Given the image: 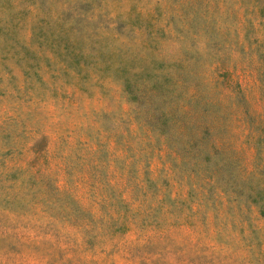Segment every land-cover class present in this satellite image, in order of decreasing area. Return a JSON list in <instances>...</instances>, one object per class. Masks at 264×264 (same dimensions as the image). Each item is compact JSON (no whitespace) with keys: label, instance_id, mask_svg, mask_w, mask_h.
<instances>
[{"label":"rangeland","instance_id":"374dc122","mask_svg":"<svg viewBox=\"0 0 264 264\" xmlns=\"http://www.w3.org/2000/svg\"><path fill=\"white\" fill-rule=\"evenodd\" d=\"M46 22L88 68L36 41ZM0 25V264H264L241 201L264 185V0H0ZM93 44L146 67L142 95ZM161 72L167 137L145 121Z\"/></svg>","mask_w":264,"mask_h":264},{"label":"trees","instance_id":"16d2710c","mask_svg":"<svg viewBox=\"0 0 264 264\" xmlns=\"http://www.w3.org/2000/svg\"><path fill=\"white\" fill-rule=\"evenodd\" d=\"M80 18L76 17L74 19L72 17V23L76 24V20L79 21ZM46 28H43L42 26H38V29L34 31V33L37 35L35 36V39L40 44L46 39L49 40L51 45L58 49L60 58L64 60L66 64L71 63H77L73 67H76L78 69V72H80L81 64L84 65V68H88L87 64L91 60V52L84 50L80 43H72L73 40L70 39V36L68 35V28H70L72 25L64 24L59 29H55L53 25L46 22ZM2 26L0 25V30ZM94 42H107V36H100L98 38H95L93 40ZM19 47L22 48L23 51L27 52L26 47L23 44H19ZM93 56L96 59H99L103 64H106V67H110V73H112L114 76H117L122 84V88L130 98L136 97L137 93L139 95L141 94L142 88L140 86L136 87L135 90V84L131 81L133 76H139L144 77L149 74L148 70L145 66H141L140 68L136 69L135 71H131L129 68V62L127 57H118L116 58V62L110 66V63H112L110 53L106 49V45L101 44H93ZM107 51V52H105ZM88 52V53H86ZM105 52V53H104ZM119 55V50L116 53ZM77 71V70H76ZM86 74V73H85ZM85 74H82L84 76ZM153 77L150 80H147L146 86L150 89L149 95L152 100L151 109L149 110V116H146L145 121L150 126L151 129H154L162 134H165V136H168V126L173 123L174 116H171L168 112H165L160 106L163 103V101L167 98L168 94V88H167V76L164 72H161L159 74L152 75ZM137 91V92H136ZM156 92V95L155 93ZM157 96V97H156ZM135 99V98H134ZM139 103L140 100H137ZM205 129V128H204ZM201 136L199 135L196 140H194V143H197L200 140ZM257 141H260L261 139L256 138ZM201 147V145H198ZM209 152L208 154L206 152L201 151V159H203V168L206 171H213L215 167L221 166L218 161H213L212 163L209 162ZM205 158V159H204ZM262 159V158H261ZM262 167L260 171V175L264 178V161L261 162ZM183 164V163H182ZM249 193L241 197V201L244 202H250L255 205V208L257 212L264 216V185H256L252 188H250Z\"/></svg>","mask_w":264,"mask_h":264}]
</instances>
